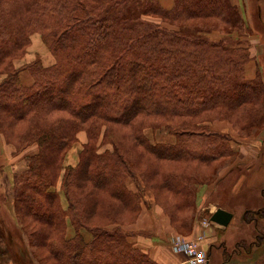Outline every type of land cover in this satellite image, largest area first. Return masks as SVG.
Wrapping results in <instances>:
<instances>
[{
  "label": "trees",
  "instance_id": "obj_1",
  "mask_svg": "<svg viewBox=\"0 0 264 264\" xmlns=\"http://www.w3.org/2000/svg\"><path fill=\"white\" fill-rule=\"evenodd\" d=\"M8 4L10 8L14 5L10 0ZM26 5V25L43 32L56 61L38 67L35 81L28 87L22 86L15 74L0 84L1 121L24 119L39 109L65 110L71 117L67 123L46 128L43 123H31L28 134L38 136L42 147L25 175L16 176L17 202L24 206L26 215L54 227L65 224V216L70 218L75 234H63L61 240L49 243L59 264H158L135 247L120 228L97 225L90 238H85L80 229L89 225L87 200L74 196L67 200V208L61 207L55 201L58 195L51 187L53 180L43 172L42 164L54 161L74 129L87 124L95 130L102 123L127 125L132 128L133 140L167 158L208 162L229 156L228 136L198 122H170L167 128L175 133V141L151 144L140 132L138 120L194 117L215 109L235 113L241 106H256L261 101L264 83L257 77H244L245 58L221 46L220 41L199 37L196 34L200 30L184 26L190 18L216 17L241 29L242 15L227 0H173L170 9L158 0H28ZM8 13L0 12V57L13 52L20 43L19 34L13 36L17 31L14 21L23 20L18 12L14 21ZM145 17H160L164 23ZM242 110L249 116L244 126H253L259 117L250 118L251 108ZM86 152L74 180L87 179L96 188L119 195L127 204L140 198L125 185L120 188L119 172L128 168V161L118 150L98 154L89 146ZM163 176L176 197L190 194L186 176L174 172ZM91 202L98 203L96 198ZM249 216L246 212L245 218ZM24 235L11 232L5 242L2 240L16 264L33 261Z\"/></svg>",
  "mask_w": 264,
  "mask_h": 264
},
{
  "label": "rangeland",
  "instance_id": "obj_2",
  "mask_svg": "<svg viewBox=\"0 0 264 264\" xmlns=\"http://www.w3.org/2000/svg\"><path fill=\"white\" fill-rule=\"evenodd\" d=\"M8 1L1 0L0 12L9 11L7 15L13 21L16 20L14 17L18 12L23 22L14 21L17 31L13 33V36L19 34L20 43L13 52L0 57V84L15 74L18 82L28 87L35 81L36 69L53 65L56 57L51 45L46 42L43 32L26 25L29 18L26 5L28 0H10L14 3L12 8ZM227 2L231 7L235 6L240 16L242 15L241 29L237 25L226 24L216 17L190 18L184 26L191 27V30H200L196 34L199 37H207L210 41H220L223 43L221 46L232 49L237 56L245 58L246 61L242 64L244 77L247 79L257 77L255 79H260L264 83V0H227ZM149 20L156 23L162 21L160 17ZM169 25L177 27L174 22H170ZM39 98L45 99L43 95ZM243 107L251 108L253 111L251 119L259 117L251 123L253 124L251 127L244 126L249 116L245 115ZM35 113L39 118L33 119ZM239 113L242 115L241 118ZM263 115L264 95L256 106L246 104L235 113L215 109L201 112L194 117L169 119L166 116H159L138 120L140 132L151 144L173 143L176 139L175 133L167 127L171 125L170 122L174 123L183 119L188 122H198L210 131L228 136L230 155L208 162L167 158L160 155L157 150L156 152L150 150L141 142L133 140L132 128L127 125L102 123V125H96V129L93 130L84 124L71 132L65 145L59 148L52 163L42 164L43 172L51 176L53 180L51 187L58 195L55 201H58L61 207L67 208V200L74 196L85 197L87 200L85 209L89 211V217L86 220L89 225L87 228L81 226L80 229L85 238H90L91 232L97 225H104L108 228H120L134 246V242L129 239L130 236L149 235L151 237V231L162 235L161 242L171 245L175 236L192 238L195 237V234L190 236L193 230L207 226L205 223L209 220L211 208L203 207V191L217 182L219 175L226 176L217 182V188L211 194L209 191L207 200H215L228 206H232L231 201L238 206L242 204L246 195L243 193V186L237 185L239 175L250 174V171L253 172L257 168L260 172L261 169L264 170L262 165L264 161ZM69 117L71 116L67 111L60 109H39L20 120L6 118L1 121L0 116V251L3 253L0 254V264H16L2 243L3 238L5 242L11 232L25 234L33 260L32 264H59L50 251L49 243L53 240H61L63 234L65 236L75 234V226L67 216L64 218L65 224L54 227L26 215L23 212L24 206L15 198L14 184L16 176L25 175L28 165L41 151L39 137L28 134L31 123H43L45 124L43 127L46 128L54 123H67ZM59 127L63 128L65 125ZM81 132H84L86 139L83 143L81 142L78 161L74 165H65L64 160L71 147L76 143L77 147L80 146L78 134ZM50 146L52 147V144ZM50 146L49 151L52 150ZM86 146L94 148V152L98 154L118 150L126 157L128 168H122L119 172L120 188L125 185L130 191L139 193L140 198L127 204L119 195L96 188V185L87 179L74 180L76 172L80 170L86 159ZM119 146L123 149L118 148ZM83 147L85 149L82 152ZM172 172L187 177L190 191L188 196L176 197L171 192L170 184L165 183L163 175ZM68 179L70 183H67ZM93 198L97 199V204L91 202ZM179 202H185L186 205L179 207L177 205ZM232 208L235 209L234 206ZM110 209L111 212H108ZM77 210L82 213V209L77 208ZM68 212L66 211V214L69 215ZM259 214L264 215V210ZM236 215L237 212L234 216ZM216 232L220 231L216 229ZM225 234L227 235L228 232ZM187 256L189 258V255ZM215 262H217L216 258Z\"/></svg>",
  "mask_w": 264,
  "mask_h": 264
},
{
  "label": "crops",
  "instance_id": "obj_3",
  "mask_svg": "<svg viewBox=\"0 0 264 264\" xmlns=\"http://www.w3.org/2000/svg\"><path fill=\"white\" fill-rule=\"evenodd\" d=\"M165 7L172 6V0H158ZM247 71V70H246ZM253 77H249L251 79ZM80 146L73 145L67 153L64 164L74 165L78 161V151L86 137L84 132L78 134ZM262 158V157H261ZM252 160V159H248ZM248 162V161H247ZM264 165V161H262ZM250 174L239 175L237 185L243 186V193L246 198L241 205L231 201L232 206L224 203L207 200L209 195L217 188V182L223 180L226 175H219V180L210 188L203 191L204 208L210 207L209 213L217 208H222L232 214L227 226H220L216 223H209V227H197L190 236L202 235L200 246L205 249L209 258V264H264V215L259 214V209H264V170L257 168L250 171ZM210 191V194H208ZM207 200V201H206ZM237 212V215L235 213ZM251 214L245 218V213ZM208 213V214H209ZM216 229L220 232H216ZM228 232L226 235L225 233ZM147 236L129 237L135 246L147 252L151 259L158 264H189L188 256L184 252H177L171 245L163 240L162 235L150 232ZM153 237V239H152ZM133 238V239H132ZM159 240V241H158ZM215 258L216 261L215 262Z\"/></svg>",
  "mask_w": 264,
  "mask_h": 264
},
{
  "label": "built area",
  "instance_id": "obj_4",
  "mask_svg": "<svg viewBox=\"0 0 264 264\" xmlns=\"http://www.w3.org/2000/svg\"><path fill=\"white\" fill-rule=\"evenodd\" d=\"M210 221L206 220L205 225H209ZM202 235L192 238H185L183 236H175L171 242V247L177 252H184L189 255V264H209V258L205 249L200 246Z\"/></svg>",
  "mask_w": 264,
  "mask_h": 264
},
{
  "label": "water",
  "instance_id": "obj_5",
  "mask_svg": "<svg viewBox=\"0 0 264 264\" xmlns=\"http://www.w3.org/2000/svg\"><path fill=\"white\" fill-rule=\"evenodd\" d=\"M231 218L232 213L222 208H217L210 216V220L220 226H227Z\"/></svg>",
  "mask_w": 264,
  "mask_h": 264
},
{
  "label": "bare ground",
  "instance_id": "obj_6",
  "mask_svg": "<svg viewBox=\"0 0 264 264\" xmlns=\"http://www.w3.org/2000/svg\"><path fill=\"white\" fill-rule=\"evenodd\" d=\"M209 215V214H208ZM210 216V215H209Z\"/></svg>",
  "mask_w": 264,
  "mask_h": 264
}]
</instances>
